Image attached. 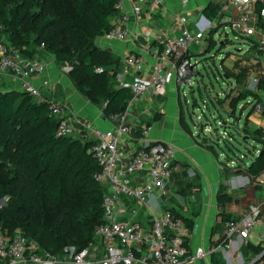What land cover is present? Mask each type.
Listing matches in <instances>:
<instances>
[{"label":"trees","instance_id":"obj_1","mask_svg":"<svg viewBox=\"0 0 264 264\" xmlns=\"http://www.w3.org/2000/svg\"><path fill=\"white\" fill-rule=\"evenodd\" d=\"M117 2L0 0V42L5 36V43L23 57L34 58V54L44 53L57 63L69 66L67 75L76 90L100 108L105 118L110 114H122L132 95L129 89L114 83L119 58L95 45V39L108 32L113 18L119 15ZM263 6L264 0H261L258 7ZM219 9L218 2L208 0L202 13L213 20L218 17ZM216 31V28L208 31L204 38L205 48L199 55L205 56L216 47L213 38ZM222 48L223 44H218L214 54L222 53ZM253 49L244 55H258ZM230 55L224 52L219 73L225 82L232 81L234 85L223 96L210 101L214 107L227 108L225 115L239 119L242 109L238 108L239 104L252 97L251 112L262 99L255 90L243 86L245 70L234 73L224 65ZM97 68L101 71L97 72ZM260 80L262 75L257 83L259 90L262 89ZM178 106L179 124L190 133L180 96ZM56 125L57 119L50 114L47 103L36 102L20 89L0 91V201L9 197V203L0 208V230L8 233L19 230L38 245V252L60 257L67 246L78 252L95 245V240L99 244L94 238V229L103 222L104 188L94 178L99 168L89 152L90 143L57 136ZM236 131L260 144V153L246 167V172L256 177L264 169V132L259 128L249 129L247 115L242 128ZM137 133L138 129L133 128L131 135ZM212 151L216 156V151ZM224 191L220 187L216 196L222 208L230 201ZM164 210L181 218L191 230V219L171 207ZM140 217L144 220L143 215ZM230 218L233 216L222 213L223 222ZM219 243H223V238ZM263 251L259 245L242 248L246 256L249 252L261 254L257 264H264ZM211 262L222 263L215 253L211 254Z\"/></svg>","mask_w":264,"mask_h":264},{"label":"built area","instance_id":"obj_2","mask_svg":"<svg viewBox=\"0 0 264 264\" xmlns=\"http://www.w3.org/2000/svg\"><path fill=\"white\" fill-rule=\"evenodd\" d=\"M125 1L118 0L117 7L121 8ZM129 1L132 13L137 15L144 5L156 8L163 2ZM188 1L180 0L183 6L187 5ZM260 1L227 0L220 6L218 17L213 20L207 19L202 12L193 19L186 14H179L174 20L172 32L168 34L153 35L151 30H144L143 38L156 43L143 46L142 53L125 54L121 62L127 68L132 67L137 73L143 69V55L153 54L158 58V62L151 67L147 78L135 76L129 81L119 83L130 90L132 98L122 114L109 115L108 119L116 123L110 129H100L84 119L77 120V128H74L66 114V106L43 95L32 82L33 76L44 72L45 65L42 60L23 57L16 49L0 42V78L5 74L14 77L22 92L28 93L38 103L48 104L50 114L57 119V136L79 138L90 143L89 152L99 168L94 178L104 188L101 203L103 222L94 229V238L100 246L99 254L94 252L93 246L78 252L74 247L67 246L60 257L40 253L38 245L29 241L19 230L12 233L0 230V264H194L205 254L212 253H219L223 264H245L243 247L250 244L259 245L264 250V229L256 231L254 228L264 225V206L249 204L243 214L224 221L223 243L206 253L202 248L190 252L185 243L190 230L182 219L173 216L169 211L152 209L148 203V197L155 191L165 195L167 182L181 172V164L175 160L172 145L158 141L140 146L128 156L118 150L119 140L128 138L132 133L133 127L126 123V117L129 105L134 99L163 96L166 86L170 84L177 87L180 96V86L199 74L194 70L198 62L195 61L194 65H191L194 56L189 51L190 45L196 42L197 37L214 28L217 29L216 32L222 29L223 33H217V43L223 44L224 47L228 37L223 30L228 28L234 36L248 45L246 53L254 47L253 50L258 55H264V6L258 7ZM128 21L126 14L120 15L103 37L111 41H125L130 34ZM237 53H241V50ZM215 56L216 54H213L210 59L213 63ZM69 69L67 67L66 71ZM96 71L100 72L101 68ZM260 81L264 92V73ZM255 82L258 83L259 80L256 79ZM226 85L222 96L234 84L228 81ZM253 110L264 116V102L256 104ZM225 117L227 119L218 115L219 126L225 128L236 125L238 117ZM198 124L194 125L195 138L202 142L201 138L204 137L207 143L211 139L204 133L211 135V131L203 126V133L199 134ZM148 129H143L144 136ZM223 133L225 134V131ZM225 147L227 150L230 148L229 151L232 150L228 143ZM259 153L260 149L251 159ZM220 163L235 173L232 182L237 183V187L264 186V169L253 177L246 172L248 163H227L225 160ZM141 215L144 220L140 219ZM260 255H252L249 252L248 264L255 263Z\"/></svg>","mask_w":264,"mask_h":264},{"label":"crops","instance_id":"obj_3","mask_svg":"<svg viewBox=\"0 0 264 264\" xmlns=\"http://www.w3.org/2000/svg\"><path fill=\"white\" fill-rule=\"evenodd\" d=\"M207 1L189 0L188 4L183 6L180 0H163L161 6L156 8L144 5L140 14L137 15L131 11V1L126 0L120 8L119 15L113 18V23L120 15L126 14L129 18L130 34L128 38L125 41H111L103 36L95 39L97 47L107 50L119 58L116 80L120 83L121 81H129L135 76L147 78L151 67L158 62V58L153 54L143 55L144 66L140 73H137L130 66L125 67L121 62L125 54L129 52L142 53L143 46L152 44V40L143 38L144 30H151L153 35L171 33L176 16L186 14L190 19H193L202 12ZM215 1L220 6L227 2V0ZM228 10H230V6ZM168 15H171V22L165 23L164 20ZM148 25L151 28H148ZM176 33L178 32L176 31ZM244 56L245 59L242 58ZM33 57L42 60L45 65L44 72L41 75L33 76V84L43 95L66 106V114L74 128H77V120L81 119L91 121L100 129L114 127L115 121L105 117L104 119L101 118V109L79 94L67 75L65 64L57 63L50 55L44 53L34 54ZM231 60L232 66L229 64ZM236 63H239V65L235 66ZM224 65L234 73L245 70L246 77L243 86L248 90H255L264 102V92L262 89H258L257 82H255L264 73V55L254 54L249 57L244 54L240 56L230 55L224 61ZM168 87L173 89L168 95L169 100H166V105L153 112L151 118L148 116L144 118L143 115L136 114L133 120L128 121L126 117V123L138 129V133L119 140L118 150L128 156L136 148L154 142L159 141L172 145L175 151V160L182 166L181 173L167 182L165 195H160L155 191L148 197V203L155 210H164L166 207H171L183 217L191 219L193 226L187 236V248L190 252L202 248L206 253L211 248L218 246L219 241L223 238L224 222L222 221V213L231 215L233 218L243 214L248 205L252 204L246 198L253 195L254 189L259 188L260 185L237 187V183L232 182L235 173L225 165L223 167V164L219 161V156H215L213 153V149L203 142L200 145L198 139L195 138V130L191 131L188 124L190 133L180 126L178 90L174 84H170ZM10 89H19L18 82L14 77L5 74L0 78V91ZM172 92H176L175 97ZM152 98H155L156 101L160 100L159 103H161L164 101L165 95L147 96L133 101L137 100V102L141 101L146 104L154 101ZM241 104L238 108L240 106L242 108L240 110L241 115L246 111L247 127L251 130L259 128L264 132V116L254 110L250 112L252 105ZM224 110H227V108ZM236 120L239 119L236 118ZM145 127L149 129L144 136L142 131ZM223 175L226 176V179ZM220 187L225 189L224 192L229 196L230 201L232 195L235 196L233 197L235 200L239 201L237 214L225 213V205L223 208L218 205L216 196ZM261 206H264V203ZM263 229L264 225H261L257 227L256 231ZM93 248L94 252L99 254V245H93ZM215 254L221 263L220 254ZM194 264H212L211 255L205 254L202 259L196 260Z\"/></svg>","mask_w":264,"mask_h":264},{"label":"rangeland","instance_id":"obj_4","mask_svg":"<svg viewBox=\"0 0 264 264\" xmlns=\"http://www.w3.org/2000/svg\"><path fill=\"white\" fill-rule=\"evenodd\" d=\"M170 19L171 15H168L164 22L169 23L171 22ZM148 28H151V26L148 25ZM223 31L227 33L228 42L222 48V53L216 54V56L214 57V63H212L210 59L206 58V56H212L214 54L218 43L216 47L205 56L199 55L200 51L205 47L204 38L206 37V33H204L201 37H197L196 42L190 45L189 51L194 56L191 59V65H194L195 61L198 62L196 63V66H194V70L199 72V74L196 76V78H191L188 83H184L180 86L179 94L181 98L182 110L186 123L190 127L191 131L194 129V125L198 123L210 129L211 135L208 133L204 134L208 135L209 139H211L208 140L207 143L218 153L220 162H224V160L227 161V163H230V161H242L249 164L251 162V157L256 155V151L260 149V144L250 138H248L247 140H243V138L246 136L242 134L238 135L236 132L235 128L237 126L241 128L244 124V116L246 114V111L243 112L239 120L235 122L237 124L235 125L234 123L235 126L223 128L222 126L218 125V115H221L223 119H227L225 117V112L220 107H214L210 101L215 100V95L221 97L223 91L227 86L226 82L223 80L219 73L221 72L219 63L221 61L223 52L228 51L232 56H237L246 53V50L248 48V45L240 38L234 36V34H232L228 28H225ZM217 33H223L222 29H220L219 32H216V34H214L213 36L216 42ZM3 42H7L5 36H3ZM239 50H241V53H237V51ZM242 58L245 59V56ZM229 64L232 66V60L229 61ZM114 83L119 85V82L117 80L114 81ZM168 86H166L165 88V98L161 103H159L160 100L156 101L155 98H152L154 101L146 104L144 102L142 103L141 101L137 102V100L132 101L129 105L127 120H133L136 114L143 115L144 118H147V116L151 118L153 112L159 110L163 105H166V100H169L168 95L173 89H170ZM172 93H174L175 97L176 92ZM253 101L254 100H252V97H248L246 101L241 105H245L246 102H250L249 104L252 105ZM224 131L225 134L223 133ZM226 143H228L231 147V151L227 150V148L225 147ZM233 197L235 196L232 195V200L225 204L224 211L225 213H231L235 215L239 211V201L235 200V198ZM246 200L256 206H261L264 203V186H260L259 188L254 189V194L249 195ZM8 203L9 197H5L0 201V208L7 205ZM254 228L256 230L257 226H255ZM96 244L97 242L95 240V246ZM242 254L245 264H248L250 262L249 257L244 253Z\"/></svg>","mask_w":264,"mask_h":264},{"label":"water","instance_id":"obj_5","mask_svg":"<svg viewBox=\"0 0 264 264\" xmlns=\"http://www.w3.org/2000/svg\"><path fill=\"white\" fill-rule=\"evenodd\" d=\"M24 93H25V92H24ZM101 118L104 119V115H103V114H101ZM197 130H198V133H199V134H202V133H203V125L199 123V124L197 125ZM201 141H202L204 144H206V140H205L204 137L201 138ZM263 253H264V251H263ZM263 253H262V254H263ZM259 260H260V258H258V259L255 261V263L258 262Z\"/></svg>","mask_w":264,"mask_h":264},{"label":"bare ground","instance_id":"obj_6","mask_svg":"<svg viewBox=\"0 0 264 264\" xmlns=\"http://www.w3.org/2000/svg\"><path fill=\"white\" fill-rule=\"evenodd\" d=\"M250 105V104H249Z\"/></svg>","mask_w":264,"mask_h":264}]
</instances>
